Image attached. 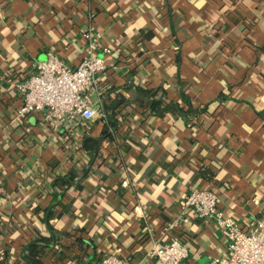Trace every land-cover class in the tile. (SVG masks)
Returning <instances> with one entry per match:
<instances>
[{"label": "crops", "instance_id": "0c3cea01", "mask_svg": "<svg viewBox=\"0 0 264 264\" xmlns=\"http://www.w3.org/2000/svg\"><path fill=\"white\" fill-rule=\"evenodd\" d=\"M89 25L101 34L96 51L105 60L91 91L100 114L75 139L66 123L18 117L20 99L0 81V247H9L12 264L34 235L51 234L54 204L61 215L49 222L70 234H55L45 264H86L97 253L158 264L148 252L172 234L188 249L181 264H210L225 249L214 220L186 216L165 227L198 186L217 192L224 216L264 220V0H0V79L30 74L50 50L77 64ZM130 83L161 86L173 101L185 91L208 107L198 116H156ZM117 95L106 154L92 157L83 138L100 135L102 104ZM71 170L78 175L68 186L54 184ZM60 187L64 200L51 204ZM77 236L93 243L78 245Z\"/></svg>", "mask_w": 264, "mask_h": 264}, {"label": "built area", "instance_id": "2783aa9c", "mask_svg": "<svg viewBox=\"0 0 264 264\" xmlns=\"http://www.w3.org/2000/svg\"><path fill=\"white\" fill-rule=\"evenodd\" d=\"M100 35L93 25L88 26L84 32L89 42L86 54L75 65L65 63L50 50L47 59L37 63L30 74L24 77L8 74L5 79H0L3 83H11L20 99L17 116L22 118L38 113L45 123L55 128L66 123L69 138L75 139L80 130L78 126L89 123L100 114L91 97L92 89L98 86L97 74L105 68V60L96 51ZM126 183L127 180L122 181V184ZM217 203L218 194L214 189L191 188L180 203V212L167 222L165 229H174L186 216L214 220L225 238V249L213 256L210 264H264V220L250 219L243 225L224 216ZM148 255L158 264H181L188 256V249L177 235L172 234L165 241L157 242ZM96 264L136 263L115 254H106Z\"/></svg>", "mask_w": 264, "mask_h": 264}, {"label": "trees", "instance_id": "16d2710c", "mask_svg": "<svg viewBox=\"0 0 264 264\" xmlns=\"http://www.w3.org/2000/svg\"><path fill=\"white\" fill-rule=\"evenodd\" d=\"M127 88L135 89L138 93L137 98H135L138 104L146 105L149 108L150 113L156 116H164L167 112H172L184 117H188L190 115L198 116L200 113L205 112L208 107V103L200 106H195L191 97L185 91H180L179 101H173L166 98L165 89L161 86L155 88H147L140 85H132V83H130L127 85ZM226 97L227 96L223 92H220L216 97V100H218V102H222ZM122 98L123 96L121 97L120 95H117L110 101H104L102 104L103 114L100 116V118L98 117V119H101L103 121V128L100 135L98 137H93L90 135L84 136L82 147L92 157H98L106 154V151L104 147H102L101 142L105 139H112V132L110 131V128H114L117 124L113 111L120 102L119 100H121ZM260 114L264 116V112H261ZM76 175H78L77 172L72 170L69 171V174H67V176H61L57 174L54 180V184L56 186H68L72 182V180H74V177ZM201 175L203 174L201 173ZM64 188L66 187H60L59 189H56L51 204L55 202L57 198H60L61 201L64 200L66 192V189ZM54 206L55 205L52 204V207L50 209L49 206L46 207L44 209V212L46 213V211L49 209L47 218L48 228L51 232H54L56 234V238L58 240L60 235H68L70 234V231L58 232V230H56V228L49 222L51 218L61 215V213H56ZM75 241L78 245L86 242V246L87 244H91L92 242L90 241V239L85 241L81 236H77L75 238ZM51 242V234L34 235L28 242L23 244L21 248L20 255L22 254L28 262L21 259L20 256H16L14 258L15 261L13 260L12 264H45L43 262V256L45 254V251L49 247L47 246V244H51ZM9 254V247H0V264H9L10 260L12 261L13 257L9 256ZM101 255V253L95 254V260L86 264H96L101 258Z\"/></svg>", "mask_w": 264, "mask_h": 264}, {"label": "water", "instance_id": "95a60500", "mask_svg": "<svg viewBox=\"0 0 264 264\" xmlns=\"http://www.w3.org/2000/svg\"><path fill=\"white\" fill-rule=\"evenodd\" d=\"M51 235H52V243L51 244H47V246H51L52 244L55 243V233L54 232H51ZM20 257H21V259L27 261L22 254L20 255Z\"/></svg>", "mask_w": 264, "mask_h": 264}]
</instances>
